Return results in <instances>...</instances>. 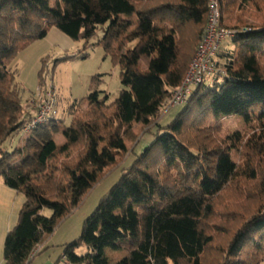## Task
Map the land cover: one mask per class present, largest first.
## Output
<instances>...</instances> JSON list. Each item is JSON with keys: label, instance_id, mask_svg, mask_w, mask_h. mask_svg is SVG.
<instances>
[{"label": "trees", "instance_id": "1", "mask_svg": "<svg viewBox=\"0 0 264 264\" xmlns=\"http://www.w3.org/2000/svg\"><path fill=\"white\" fill-rule=\"evenodd\" d=\"M217 2L223 26L243 4L262 13L261 23L235 29L234 47L220 48L215 60L221 73L192 86L184 103L166 107L194 57L208 0H0V182L25 198L4 238V264H26L57 223L117 169L119 178L83 220L79 236L64 245L67 264L264 260V0ZM102 26L96 44L120 68L117 97L110 102L97 88V74L90 92L67 106L68 124L56 114L39 126L63 123V142L48 137L38 147L26 141L4 151L2 143L33 117L12 61L51 28L82 41L76 53L55 58L52 71L60 61L85 59ZM51 57L40 59L37 90L47 87ZM180 105L161 124L167 110ZM228 114L248 118L250 135L221 137L213 117ZM138 125L152 140L135 153L123 141L138 143ZM129 152L133 160L122 167ZM81 246L85 252L76 254ZM108 248L123 251L122 258L112 262Z\"/></svg>", "mask_w": 264, "mask_h": 264}, {"label": "rangeland", "instance_id": "2", "mask_svg": "<svg viewBox=\"0 0 264 264\" xmlns=\"http://www.w3.org/2000/svg\"><path fill=\"white\" fill-rule=\"evenodd\" d=\"M243 7L245 9H239L236 7L230 16L224 17V22L228 27L241 30L243 28L250 27V25H260L263 18L262 13L245 4H243ZM102 30L103 26L97 30L95 36L89 41V46L86 49L88 57L85 59L60 61L56 64L54 70L52 71L53 60L66 54L76 53L79 49H81L82 41H74L76 42L75 45L69 48L68 51L61 49L59 46H55L48 53H46L52 56L48 63L50 73L46 76V84L47 86L53 85L58 92L59 106L57 114H62V117L65 118L63 120L65 124H68L71 118L66 111L67 106L74 101L83 99L90 92V88L92 87V78L95 75H101L99 77L101 81H99L97 88L104 89L109 94L110 102L117 97L119 90L122 88L120 84L119 66L112 61L109 55L105 54L100 45L96 44L102 35ZM233 47L234 43L229 38L221 44L222 49H232ZM19 54L13 60L15 63L13 64L12 62L10 66L12 68H16L18 73H21L24 61L23 59H18ZM17 80L25 89V91L22 92V103L27 109V106L30 104L36 93L32 96L29 95L32 91L28 89L25 83L23 84L18 77V74ZM86 106L87 104H84L83 108H86ZM181 108L182 105L167 110L160 120L161 124H167ZM213 120L220 122L222 126V130L220 131L221 137L237 133L241 137L243 136V138H246L250 135V131H252L248 129L250 126L247 121L248 118L242 117L239 114L215 116L213 117ZM62 124L63 123L59 121H51L44 127H39L34 132H30L25 135L17 133V135L13 136L10 140L4 141L1 147L7 153H11L16 147L23 146L26 141H29L30 144L38 147L41 142L48 137H52L55 142L61 143L64 140L61 133L63 127ZM141 127V125H138L135 128V133H138L139 135L138 143L136 145L132 142L123 141L126 149L133 146L132 148H134L135 153H139L152 140L151 134L140 131ZM132 153L129 152L127 154L126 161L123 163L122 167L130 165L133 160ZM231 155L235 161L238 160L239 150L237 147L231 148ZM17 156V154L13 155V157ZM119 176L120 169L114 170L84 195L79 206L73 210L72 213L57 223L54 231L49 235L46 242L43 244L44 246L42 250L32 260V264H56L58 259L61 257L64 245L72 242L79 236L83 220L94 210L100 198L117 181ZM44 213L49 214V211L46 210ZM120 245L125 247V244ZM105 251L112 262L122 258L124 254L123 251L113 250L111 248H108ZM75 252L76 254H82L85 252V247L81 246L77 248ZM260 264H264V260Z\"/></svg>", "mask_w": 264, "mask_h": 264}, {"label": "built area", "instance_id": "3", "mask_svg": "<svg viewBox=\"0 0 264 264\" xmlns=\"http://www.w3.org/2000/svg\"><path fill=\"white\" fill-rule=\"evenodd\" d=\"M208 5L207 20L194 57L181 84L173 90L171 98L166 101V107L184 103L191 92L192 86L198 85L209 76L221 73L215 66L217 54L223 41L232 37L238 29L235 30L221 25L217 0H208ZM241 30L245 31L246 28ZM35 93L30 102L33 117L30 122L22 127L21 135L34 132L40 125L46 123L57 114L58 92L53 85L47 86L44 90H37ZM41 249V245L35 246L30 252L26 264L32 261ZM56 264H67L64 256L59 258Z\"/></svg>", "mask_w": 264, "mask_h": 264}, {"label": "crops", "instance_id": "4", "mask_svg": "<svg viewBox=\"0 0 264 264\" xmlns=\"http://www.w3.org/2000/svg\"><path fill=\"white\" fill-rule=\"evenodd\" d=\"M75 43L64 33L56 28H51L43 38L33 42L25 50L20 52L18 59H23L24 62L21 73L17 72V74L23 84L25 83L28 89L32 91L29 95L32 96L37 91V72L40 68L41 57L55 46H59L61 49L68 51ZM12 62L13 64L15 63L14 61ZM24 199L23 194L16 192L14 189L0 182V264H4V238L6 233L16 224L18 213ZM30 264H32V261Z\"/></svg>", "mask_w": 264, "mask_h": 264}]
</instances>
